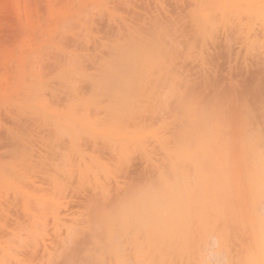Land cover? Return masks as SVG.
<instances>
[{
    "label": "bare ground",
    "instance_id": "bare-ground-1",
    "mask_svg": "<svg viewBox=\"0 0 264 264\" xmlns=\"http://www.w3.org/2000/svg\"><path fill=\"white\" fill-rule=\"evenodd\" d=\"M141 1L0 0V264H264V106L218 69L253 0Z\"/></svg>",
    "mask_w": 264,
    "mask_h": 264
},
{
    "label": "rangeland",
    "instance_id": "rangeland-1",
    "mask_svg": "<svg viewBox=\"0 0 264 264\" xmlns=\"http://www.w3.org/2000/svg\"><path fill=\"white\" fill-rule=\"evenodd\" d=\"M149 1H151V0H149ZM239 1V0H238ZM252 0H250V2H251ZM259 1V3H263L264 2V0H258ZM140 2V1H139ZM168 2V1H167ZM166 2V3H167ZM246 2V1H245ZM244 2V3H245ZM248 2V1H247ZM246 2V3H247ZM257 2V1H256ZM168 3H170V0H169V2ZM238 3V2H237ZM241 3V2H240ZM244 3H243V5H240V6H238L239 4H236V7H238V10L240 9V13H239V15H237L238 17L236 18V20H234L233 22H231V20H232V18H234L235 19V14L237 13L236 12V10H235V14L233 15L234 17H232V18H230V19H228L227 20V22L230 24V25H228L226 22H225V24L228 26L227 28L226 27H224L225 25L223 24V34H222V31H221V36L223 35V41L224 42H227L226 41V35L227 34H229L228 32L229 31H231V30H233L234 31V34H233V36H231L230 34H229V43L231 42L232 43V45L231 44H229L228 42V44H225V47H226V45H227V48H228V45H231V47H229L230 48V50H232L231 52H230V50H227V48H225L224 47V45H223V48H221L222 47V44H223V41H222V44L220 45V50L222 51V49L224 50V49H226L225 51H227V52H230V54L229 53H225L224 51L222 52V54H221V58L219 59V66H218V69L220 68L221 69V71H220V69H219V71L221 72L220 73V75H222V76H226V75H228V74H232L233 76H232V78H233V81H234V88H235V92H236V95L238 96V98L240 97V99H242L241 97L242 96H245V97H247V102H249V106L253 109V110H255V112H262L261 111V104L264 106V26L262 25V23L260 22V20H261V18H254L253 16L254 15H252L251 16V12H250V9L253 11V6H255L253 3H254V0L252 1V5L250 6V4H249V7H246V5H244ZM256 4V3H255ZM150 5H152V1L150 2ZM150 5L149 4H147L144 0H142L141 1V3H139V5H138V3H137V7H136V11H137V14L135 15V13L134 12H130V11H128V10H124V12H123V14H124V16L126 15H128L127 17V19L129 20V19H133L134 18V20L135 21H138V22H142L143 21V19L146 17V16H144V15H147V17L148 18H150V15L151 14H155V12L154 13H152L151 12V14H149L147 11L149 10L148 8H150L151 9V7H150ZM170 5H171V3H170ZM248 5V4H247ZM259 5V4H258ZM147 6H148V8H147ZM154 6V5H153ZM246 7V9H244L243 7ZM147 8L148 10H146L145 11V9L144 10H142L141 8ZM259 7V6H258ZM258 7H256L255 6V8H257L258 9ZM261 7V6H260ZM259 7V8H260ZM169 8H171V7H168V9ZM154 9H155V7H154ZM175 9V8H174ZM153 10V9H152ZM170 10V9H169ZM176 10H178V11H181V9H176ZM126 11H127V13H126ZM135 11V12H136ZM154 11V10H153ZM174 11V10H173ZM172 10H171V14H172V12H173ZM263 11V13H264V10H262ZM138 12H139V14H138ZM142 12V13H141ZM176 12V11H175ZM174 12V13H175ZM257 12V11H256ZM256 12H252V13H254V14H256ZM132 13H133V16H130V14L132 15ZM141 13V14H140ZM181 13V12H180ZM185 13H187V10H185ZM262 13V14H263ZM238 14V13H237ZM260 14V13H259ZM138 15V16H137ZM176 15V14H175ZM258 15V14H257ZM183 16H184V14H183ZM232 16V15H231ZM259 16H262V18H263V16H264V14L263 15H259ZM258 16V17H259ZM143 17V18H142ZM146 17V18H147ZM154 17V16H153ZM153 17H152V20H153ZM174 17V16H173ZM176 17V16H175ZM182 17L180 16H178V17H176V19L177 20H179L180 21V19H181ZM1 19V18H0ZM11 19V18H10ZM1 20H3V19H1ZM6 20V19H5ZM9 20V19H8ZM12 20V19H11ZM150 20V19H149ZM148 19H147V21H149ZM185 20V19H184ZM10 21V20H9ZM1 22H3V21H1ZM182 22V21H181ZM5 23L7 24V22L5 21ZM10 23V30H8V29H6V27L8 26V25H5L4 24V22H3V24L6 26H2V25H0V29L2 30V32H3V35H4V38L6 37L8 40L10 39V41H6L5 39L4 40H2L3 39V35H1L2 36V38L0 37V47H1V49H0V54H2L1 53V51H3V54H2V57H3V60L4 61H6V65L4 64V65H2V68H0V69H3V71H7V67L5 68V67H3V66H7V64L9 65V66H11L12 65V63L11 62H9V61H11V59L10 58H8L10 55H11V53H12V47L14 48V46L17 44V42H18V39H19V37H17L18 35H16L13 31L11 32V30H12V28L14 27V23H15V20L13 19V21L11 22H9ZM264 23V22H263ZM221 24V25H222ZM232 24L234 25L233 27H234V29L232 28V29H230V27H232ZM13 25V27H11ZM224 29H225V31L227 32V29H229V31L227 32V34H226V32L224 31ZM0 30V31H1ZM109 30H111V29H109V28H107V32H109ZM220 30V29H219ZM232 31V32H233ZM2 32H0L1 34H2ZM12 34H11V33ZM107 32L104 30L103 31V33L104 34H107ZM110 33L112 34V35H115V33L114 32H112V30L110 31ZM110 34V35H111ZM109 35V36H110ZM8 37H10V38H8ZM17 37V38H16ZM115 37V36H114ZM106 39H108L109 37L107 36V37H105ZM112 38V37H111ZM222 38H220V42L219 43H221V39ZM13 39H16V40H13ZM12 40V41H11ZM6 41V43H2V42H5ZM17 41V42H16ZM12 42H13V44H14V42H15V44L14 45H12ZM10 43H11V45H10ZM6 44H8V46H5ZM2 46H5L4 48L2 47ZM9 46L11 47L10 49H11V52H10V49H9ZM6 48H7V50H6ZM3 49V50H2ZM4 53H5V55H4ZM4 55V56H3ZM6 56V60L4 59V57ZM2 57L0 56V60L2 59ZM9 60H8V59ZM2 61V60H1ZM4 61H3V63H4ZM7 61L9 62V63H7ZM231 61V62H230ZM0 63H2V62H0ZM2 63V64H3ZM233 66V68L231 69L230 68V66ZM12 67V66H11ZM50 66H48V68H49ZM55 67V66H54ZM52 68V67H51ZM230 68V69H229ZM4 69H6V70H4ZM50 69V68H49ZM10 70H11V68H10ZM56 69H54V71H55ZM0 71H2V70H0ZM49 72H50V70H48ZM9 72V70L7 71V73ZM5 73V72H4ZM230 74V75H231ZM8 75V74H7ZM1 76H3V75H1ZM5 76L6 75H4V79H5ZM2 79V78H1ZM1 81V80H0ZM3 82V81H2ZM1 82V83H2ZM3 83H5V82H3ZM2 83V84H3ZM1 84V85H2ZM6 85V84H5ZM5 86H4V84L2 85V88H4ZM1 88V89H2ZM0 89V90H1ZM5 89V88H4ZM4 89H2L1 91H3ZM67 92V91H66ZM0 94H1V92H0ZM69 94V93H68ZM1 96H4V97H2V98H0V102L2 101V103H4V102H7L8 103V101H5V99H6V96H5V94H1L0 95V97ZM5 98V99H4ZM246 99V98H245ZM243 100H244V97H243ZM1 103V104H2ZM6 104V103H5ZM259 105H260V107H259ZM1 106V105H0ZM8 106H11L10 104H8ZM262 106V107H263ZM8 108V107H7ZM5 109V107H0V116H3V118L1 119V120H3V119H7V120H11V121H7L8 122V124H7V122L6 121H3L4 122V124H6V126H11V128L10 129H13V128H16L17 130L18 129H20V130H22L23 132H27L28 130H31V127L29 126L30 124H28V123H26V122H14L11 118H10V116H9V113L10 112H12V111H15V110H13L12 108H11V110H10V107L8 108V109ZM263 110H264V108H263ZM0 123H2V121L0 122ZM0 125H3V124H0ZM5 126V125H4ZM5 126V127H6ZM4 128V127H3ZM9 128V127H8ZM6 131V133H4V134H7L5 137L3 136V137H0V139L2 138V140L1 141H3L2 143L4 144V143H6V142H8V141H10V138L9 139H7L8 137H9V135H8V131L7 130H5ZM2 133L3 132H1L0 131V135H2ZM3 134V135H4ZM8 136V137H7ZM7 137V138H6ZM11 143V142H10ZM2 144V145H3ZM6 144H8V143H6ZM10 145V144H9ZM4 146H5V144H4ZM9 147V146H8ZM0 148H2L1 146H0ZM6 148V147H5ZM2 150H4V149H2ZM0 151H1V149H0ZM133 165H135L136 167L138 166V168H136L135 166H133ZM132 166H133V172L132 171H130L131 173H136V170H137V172H138V170H140L139 169V164H138V161H136V159L134 160V163H132ZM131 166V167H132ZM131 169V168H130ZM131 169V170H132ZM130 173V174H131ZM140 173V172H139ZM138 174V173H137ZM137 174H135V175H137ZM134 175V176H135ZM140 175V174H139ZM139 175H137L138 177H139ZM131 177H132V175H130ZM137 176H135V178L137 177ZM134 178V177H133Z\"/></svg>",
    "mask_w": 264,
    "mask_h": 264
}]
</instances>
